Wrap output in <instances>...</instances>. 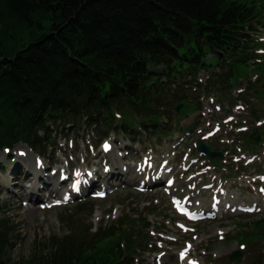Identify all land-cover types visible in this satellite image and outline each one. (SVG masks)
Returning a JSON list of instances; mask_svg holds the SVG:
<instances>
[{
  "label": "trees",
  "instance_id": "1",
  "mask_svg": "<svg viewBox=\"0 0 264 264\" xmlns=\"http://www.w3.org/2000/svg\"><path fill=\"white\" fill-rule=\"evenodd\" d=\"M263 26L264 0H0V151L42 154L60 126L134 142L139 129L161 135V108L179 119L200 108L194 89L235 86L238 67L259 58ZM250 85L264 89L262 79ZM115 229L54 238V251L25 264H135L144 228ZM15 230L0 215V264Z\"/></svg>",
  "mask_w": 264,
  "mask_h": 264
},
{
  "label": "rangeland",
  "instance_id": "2",
  "mask_svg": "<svg viewBox=\"0 0 264 264\" xmlns=\"http://www.w3.org/2000/svg\"><path fill=\"white\" fill-rule=\"evenodd\" d=\"M258 33L264 42V26L258 29ZM262 51L258 53L262 59L260 64L238 67L233 78L235 84L247 79L250 74H264V49ZM206 77L208 74L203 71L199 83H203ZM246 86L248 81L245 80L241 89ZM193 91V103H197V107L202 106V110L197 108L186 112L178 126L176 115H171V119L167 117L171 108L165 111L161 108L167 113L160 122L163 131L161 136L139 129L143 133L142 141L134 142L125 132H116L114 136L111 131L107 137H101L97 130L89 128L87 124L75 130L69 126L64 130L60 126L53 129L54 144L46 147L44 154L33 151L25 144L16 145L10 152L1 150L0 215L9 218L16 226L6 262L25 264L35 259L39 261L56 249L54 238L78 236L81 233L90 237L99 229L111 226L116 227L114 233L126 235V232L131 233L127 230L128 226L139 224L144 228V238L140 255L134 259L135 264H159L158 261L163 264H258V260L264 264V222H261L264 221V193H259V187L264 186V183L259 179L253 181L259 176L257 174H264V161L251 165L246 162L247 159H242L236 164L233 157L264 154V144L254 149L246 145L245 139L253 129L264 127V94L260 100L246 106L245 96H239V89L225 95L215 90L209 91L210 95L196 89ZM232 96L241 98L243 102H233ZM239 105L244 106V110L237 109ZM255 105L259 110L252 113ZM217 106H220L221 111L216 109ZM227 116L235 118L225 123ZM237 121L246 126V131H239L242 125L237 126ZM192 123V129L186 132ZM217 124L222 127L219 126L218 134L212 139H204V135L209 137L208 133ZM203 140L211 143L215 149H227L222 164L212 161V165H209L208 160L198 154L197 145ZM106 142L113 145L112 153L102 152V145ZM198 157L202 158L197 162L195 159L198 160ZM25 158L29 165L23 161ZM144 158L152 163L151 169L139 166ZM162 160H169V167H174L170 173L176 179L172 193L167 195L160 183L138 191L144 175L155 172V165L158 166ZM120 167L126 169L124 174L121 173L124 175L123 181L117 175ZM94 170V176L98 179L92 191L96 193L103 188L109 190L105 198L90 195L75 197L60 206H53L60 201L64 190L70 192L72 180ZM35 171L49 183L46 186L42 182L38 183L39 189L32 194L33 181H36L32 180V174ZM111 172L115 174L111 176ZM55 174L65 177L58 185L59 195L48 199L46 188L53 187L55 180L51 178ZM218 175H221L223 182ZM209 184L214 187L203 190L202 187ZM219 191H227L226 200L231 204L249 206L257 203L258 209L252 214L237 211L220 214L218 208L212 207L214 195L219 200L225 197ZM28 195H33L35 200ZM172 195L184 200L190 198L194 202L192 209L198 211L196 213L203 209L216 210V214H205L203 220L189 221L174 211L170 200ZM79 203L87 204V209L77 210ZM47 205L52 207L46 208ZM33 209L38 212H32ZM258 221L260 224H257ZM236 251L242 254V258L240 262H231L230 257ZM180 253L186 255L187 262H184L185 258L182 261L178 257Z\"/></svg>",
  "mask_w": 264,
  "mask_h": 264
},
{
  "label": "bare ground",
  "instance_id": "3",
  "mask_svg": "<svg viewBox=\"0 0 264 264\" xmlns=\"http://www.w3.org/2000/svg\"><path fill=\"white\" fill-rule=\"evenodd\" d=\"M113 152V150L110 152V153H112ZM23 161L26 163V164H28V161H27V159L25 158V159H23ZM29 165V164H28ZM117 166V165H116ZM119 168V167H118ZM25 171H28V170H25ZM25 171H23L24 173H25ZM118 174L117 175H119L120 177H121V180L123 181L124 180V175H122L121 173H123L124 171H126V169H124L123 170V168H121L120 167V169H118ZM29 172V171H28ZM113 174H115V172H111V176H113ZM124 174V173H123ZM148 174V173H147ZM32 175H34L33 176V178H32V180L34 179V180H36V181H33L34 182V187H33V189L31 190V193L33 194L34 193V191H36V190H38L39 189V187H38V183H43V185L44 186H46V184H48L49 182L48 181H46L45 180V178L44 177H42L41 175H40V173L39 172H37V171H35ZM145 176V175H144ZM143 176V177H144ZM84 177H86L85 178V180H84ZM89 177V176H88ZM87 175L86 174H83L82 176H81V179L83 180L82 181V186H83V188L85 189V191L87 192V189L89 188H92L93 186H94V184H95V182L97 181L95 178H93V177H89L90 179L88 180L87 178ZM137 177H138V174H137ZM59 178H60V175H58V176H56V174H55V176H53L51 179H54L55 181L53 182V187H47L46 189L51 193V197H55V196H58L59 195V186L58 185H61V181L59 180ZM43 187V186H42ZM31 199H33V200H35V198H34V196L33 195H28ZM32 212H34V213H36V212H38V210H36V209H33L32 210ZM46 212V211H45ZM211 212V211H210ZM214 212V211H213ZM222 212H223V214H226V213H228V211H224V210H222ZM187 257H188V260H189V255H187ZM185 261L184 262H187V258L185 257ZM158 263L159 264H163L162 262H159L158 261Z\"/></svg>",
  "mask_w": 264,
  "mask_h": 264
},
{
  "label": "water",
  "instance_id": "4",
  "mask_svg": "<svg viewBox=\"0 0 264 264\" xmlns=\"http://www.w3.org/2000/svg\"><path fill=\"white\" fill-rule=\"evenodd\" d=\"M191 39H192L191 37L188 38L189 41ZM179 110H180V105L177 107L176 111L179 112ZM250 139H251V141L254 144H259V142H260V133L258 131L253 132L250 135ZM199 150H200L201 153L205 154L210 159L219 160V159L223 158V153L222 152L214 151L213 148L209 144L204 143L203 141L200 142V144H199ZM240 260H241V254L237 253V252L233 253L231 261L232 262H239Z\"/></svg>",
  "mask_w": 264,
  "mask_h": 264
},
{
  "label": "snow or ice",
  "instance_id": "5",
  "mask_svg": "<svg viewBox=\"0 0 264 264\" xmlns=\"http://www.w3.org/2000/svg\"><path fill=\"white\" fill-rule=\"evenodd\" d=\"M104 147H105V149L107 150L109 146H108L107 144H105V146H104ZM79 175H80V173H79V172H77V176H79ZM89 175H90V174H89ZM77 183H78V182H77ZM262 191H264V190H262ZM65 199H67V197H66ZM177 203H178V202H177Z\"/></svg>",
  "mask_w": 264,
  "mask_h": 264
}]
</instances>
